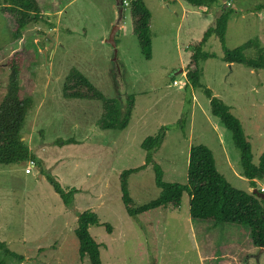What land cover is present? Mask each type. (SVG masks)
<instances>
[{
    "label": "rangeland",
    "instance_id": "rangeland-1",
    "mask_svg": "<svg viewBox=\"0 0 264 264\" xmlns=\"http://www.w3.org/2000/svg\"><path fill=\"white\" fill-rule=\"evenodd\" d=\"M36 1L48 10L43 17L51 25L27 26L19 41L0 8V84H6L8 57L18 50L24 56L21 96L34 102L22 135L37 159L32 173L25 171L27 162L0 165V243L5 245L0 247V264H92L88 256H80L75 233L78 215L86 210L100 219L89 231L101 244L102 264H264V252L252 244L248 227L192 219L187 193L179 208L133 219L120 187L125 169L146 162L144 139L164 133L153 162L129 178L137 205L160 193L155 163L164 181L187 182L190 147L197 144L212 150L218 171L234 188L264 194V181L252 187L243 176L240 151L232 133L212 115L204 88H185L184 76L195 69L189 66L194 47L224 8L233 9L227 47L255 41L264 51V10H256L264 0H217L211 8L185 0H144L151 11L150 60L133 33L131 0ZM121 24L114 48L106 40ZM203 50L214 57L201 62V83L240 119L257 164L264 151V69L225 62L216 36ZM257 53L256 47L245 51L248 58ZM73 68L122 105L135 95L125 129L98 127L100 100L63 97L64 80ZM49 176L66 192L78 189L71 205L54 190ZM259 198L264 205V197Z\"/></svg>",
    "mask_w": 264,
    "mask_h": 264
},
{
    "label": "trees",
    "instance_id": "trees-1",
    "mask_svg": "<svg viewBox=\"0 0 264 264\" xmlns=\"http://www.w3.org/2000/svg\"><path fill=\"white\" fill-rule=\"evenodd\" d=\"M193 6H205L207 8L218 4L217 0H185ZM124 0H122L123 4ZM0 8L8 20L13 31L15 41L22 39V30L27 26L46 23L43 11L36 0H0ZM130 16L132 19L133 33L137 36L142 53L146 59L152 57V39L150 30L151 11L144 0H131L129 3ZM256 10H264V3L258 5ZM233 9H223L216 19V24L206 30L202 40L194 47L189 66L186 72L187 83L185 88H204L210 99L211 113L232 133V140L240 151L242 174L247 178L252 187H256V181H264V151L259 162H253L252 145L247 140L243 125L224 103L213 95L211 89L201 83L203 69L202 63L214 57V54L203 50L209 38L218 37L223 48V60L227 63H240L252 69H264V51L255 41H248L243 45L229 49L226 45V32L228 21ZM253 47L257 48V55L248 58L245 51ZM24 56L18 50L7 59L8 77L6 84H0V165L20 164L31 159L37 160L29 145L23 139L22 129L26 118L34 102L29 97L21 96L20 72L24 62ZM202 62V63H201ZM62 95L67 99L100 100L102 102L101 116L97 125L101 129H125L131 119L135 107V95L127 97L125 105L118 98H108L100 91L81 71L71 69L66 76ZM165 127L162 128L164 130ZM164 133L156 136H148L142 142V148L146 151V162L135 168L125 169L120 175V187L122 202L127 213L133 219L151 211L167 209L168 207L179 208L183 194L190 197V216L192 219H202L219 224H235L248 227L250 239L254 246L264 248V205L259 197L261 192L249 193L234 188L228 180L218 171L212 150L204 145H192L189 151L187 168V182L164 181L163 170L160 165H154L155 183L160 189L157 198L148 203L137 205L130 195L129 178L132 174L144 170L153 162V154L158 151L164 139ZM73 142L72 139L67 141ZM54 190L60 194L66 205H71L74 194L78 189L65 191L59 182L49 176ZM100 225L98 215L86 210L79 213L75 233L79 240V253L82 258L88 256L92 264H102L101 244L90 233V227ZM107 230L112 231L110 224ZM1 248H5L0 243ZM12 256L14 253L6 249Z\"/></svg>",
    "mask_w": 264,
    "mask_h": 264
},
{
    "label": "water",
    "instance_id": "water-1",
    "mask_svg": "<svg viewBox=\"0 0 264 264\" xmlns=\"http://www.w3.org/2000/svg\"><path fill=\"white\" fill-rule=\"evenodd\" d=\"M120 29V26L119 25H116L113 27V30L111 31L108 39L106 40L107 43L111 44L114 48L117 46V42H116V36L118 34V31ZM46 53V52H45ZM183 69H181L180 71H182ZM258 190L255 189L254 190V193H257ZM261 196L264 197V194L261 193ZM261 251H264V248L261 249Z\"/></svg>",
    "mask_w": 264,
    "mask_h": 264
},
{
    "label": "built area",
    "instance_id": "built-area-1",
    "mask_svg": "<svg viewBox=\"0 0 264 264\" xmlns=\"http://www.w3.org/2000/svg\"><path fill=\"white\" fill-rule=\"evenodd\" d=\"M124 2H125V4H127L126 1H124ZM174 83L177 84L178 81L175 80ZM35 166H36V161L33 160V159H31V160L27 161V166H26L25 171L27 173H32L33 172V169L35 168Z\"/></svg>",
    "mask_w": 264,
    "mask_h": 264
},
{
    "label": "crops",
    "instance_id": "crops-1",
    "mask_svg": "<svg viewBox=\"0 0 264 264\" xmlns=\"http://www.w3.org/2000/svg\"><path fill=\"white\" fill-rule=\"evenodd\" d=\"M42 11H43V14H44V17L45 16H49V13L47 12L48 10H46V11H44L43 9H42ZM118 11V10H117ZM117 19H120V11H118V18ZM46 21H47V23L49 24V25H51V21L48 19V18H46L45 19ZM56 27H53L52 29H55ZM121 28H123V26H122V24L120 25V29ZM51 29V28H50ZM119 29V30H120ZM184 76H186V72H185V75ZM180 83H184V81L183 82H181L180 81ZM264 252V251H263ZM235 260V259H234ZM236 261V260H235ZM236 264H239L237 261H236Z\"/></svg>",
    "mask_w": 264,
    "mask_h": 264
}]
</instances>
